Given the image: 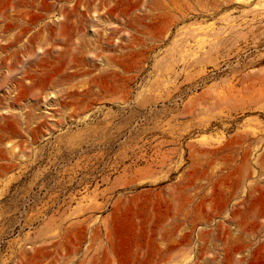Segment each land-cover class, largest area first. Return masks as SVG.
Returning a JSON list of instances; mask_svg holds the SVG:
<instances>
[{
	"label": "rangeland",
	"instance_id": "374dc122",
	"mask_svg": "<svg viewBox=\"0 0 264 264\" xmlns=\"http://www.w3.org/2000/svg\"><path fill=\"white\" fill-rule=\"evenodd\" d=\"M8 42L0 264H264V0H0Z\"/></svg>",
	"mask_w": 264,
	"mask_h": 264
},
{
	"label": "bare ground",
	"instance_id": "6f19581e",
	"mask_svg": "<svg viewBox=\"0 0 264 264\" xmlns=\"http://www.w3.org/2000/svg\"><path fill=\"white\" fill-rule=\"evenodd\" d=\"M22 17V16H21ZM14 18H15V16H14ZM16 46V44L14 43V42H8V43H6V44H0V51H2L3 53H8V51L9 50H11L13 47H15ZM27 47H29V45H27V44H24L21 48H27ZM9 55H7V56H5L2 60H6L5 58L6 57H8ZM2 64H4V63H2ZM0 65H1V63H0ZM6 65V64H5ZM1 67V66H0ZM6 67L8 68V70L10 71V65L9 64H7L6 65ZM36 67L38 68V71L40 72V74H38V75H30L29 74V71L28 70H25L24 72H23V74H22V77L21 78H17V77H13V78H10V75L11 74H9L8 76H7V83H10V87H16V89L17 90H19L20 91V93L14 98V100L13 101H15V102H18V101H20L25 95H26V93L27 92H29L34 86H35V83H37V85L38 86H40L41 85V82H40V78H41V70H40V64H36ZM33 76V77H32ZM35 78V79H37V81H35L34 83H32V84H26L25 83V80H28V78ZM8 117L10 118H15V115L14 114H12L11 113V115H8ZM28 123V120L26 121V124ZM9 125V126H8ZM7 126H8V129L9 130H11L12 128H13V125L12 124H8ZM8 129H6V128H1L0 129V132L1 133H7V130ZM2 136L4 135V134H1ZM0 139H2L1 138V136H0ZM254 220H255V217H254ZM256 220H258L257 218H256ZM255 220V221H256ZM253 225H258L256 222L255 223H253ZM259 225H261L262 227H264V223H261V224H259ZM241 238H239V240H240ZM243 239V238H242ZM243 248V247H242ZM249 253H251V256H250V254L249 255H246L245 254V252H242V253H239V254H241L242 256H241V258L240 259H238V262H240V263H243V257H248V260L252 257V254L254 253V251H249Z\"/></svg>",
	"mask_w": 264,
	"mask_h": 264
}]
</instances>
